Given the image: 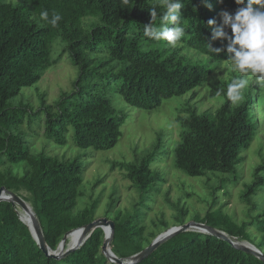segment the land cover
Returning <instances> with one entry per match:
<instances>
[{"label": "trees", "instance_id": "1", "mask_svg": "<svg viewBox=\"0 0 264 264\" xmlns=\"http://www.w3.org/2000/svg\"><path fill=\"white\" fill-rule=\"evenodd\" d=\"M182 3L178 23L185 34L176 47H171L167 41H154L144 35L153 7L158 13L153 26H160V16L165 11L163 0H0V188L11 192L21 188L29 193L32 210L50 249L55 250L68 232L95 220L98 202L78 209L83 186L81 156L60 158L46 149L35 154L30 150V138L37 137L36 129L42 121L44 138L58 147L71 143L84 151L113 149L121 137L125 116L123 110L113 106L109 90L129 107L151 110L167 99L204 87L212 73L209 63L229 61L231 55L227 52L229 41L214 38L215 30L221 28L231 36L221 13L234 16L244 4L236 0ZM45 10L49 19L54 13L62 17L56 26L40 18ZM209 20L215 24L208 26ZM175 26L167 22L163 25ZM59 37L67 44L71 63L78 68L73 90L62 92L52 105L42 99L37 110L24 103L12 104L57 63L51 59V45ZM226 70L231 76L220 78L208 93L209 99H223L215 111L200 113L188 102L180 112L185 116H177L182 132L173 146L172 158L174 168L188 177L230 174L235 184L240 155L258 134L254 110L261 108L264 93L258 91L259 84L247 85L241 90L242 99H231L228 85L245 77L233 68ZM160 143L158 138L141 160L113 163L111 170L124 168L126 177L141 193L156 189L160 180L151 164L162 155ZM14 167L21 168L20 175ZM215 191L216 188L211 191L212 196ZM256 195L264 197V161L255 167L251 182L240 193L251 217L248 223L237 225L220 212L207 213L203 219L195 216L194 221L246 241H250L247 227L256 224L258 240L254 246L264 254V207L252 216L259 208ZM112 198L106 206V214L114 223L110 247L118 258L126 259L150 245L156 233L148 231L143 222V199L131 211H123L114 209ZM187 214L180 210L174 217L176 223L184 224ZM166 224L164 220L160 223ZM103 238L98 228L67 257L50 259L20 221L16 207L0 202V264H112L101 253ZM135 264L264 263L209 234L188 231L173 236Z\"/></svg>", "mask_w": 264, "mask_h": 264}, {"label": "rangeland", "instance_id": "2", "mask_svg": "<svg viewBox=\"0 0 264 264\" xmlns=\"http://www.w3.org/2000/svg\"><path fill=\"white\" fill-rule=\"evenodd\" d=\"M66 48L67 44L60 37L52 42L51 59L57 60V63L44 72L36 86L24 89L19 97L12 101V104L16 106L18 103H24L37 110L41 106L42 99L45 104L52 105L59 99L62 92L68 93L73 90L78 68L71 63ZM64 50L65 52L62 53ZM228 64V61L209 63L208 68L212 73L204 87L195 89L194 92L182 97L167 99L161 106L151 110L129 107L113 90H109L107 95L113 106L123 110L125 116V122L120 128L121 137L113 149L102 152L84 151L71 143L65 147H58L44 138L41 121L40 128L36 129L37 137L30 138V150L36 154L46 149L45 151L60 158L81 156L83 186L80 190L82 198L79 199L78 209L97 201L95 219L111 220L106 214V206L113 197L114 209L123 211H131L133 206L139 205L143 199V208L140 207L144 212L143 222L148 231L156 233V237L172 227L180 226L174 218L180 210H186L188 213L185 223L197 220L195 216L203 219L207 213L218 212L227 215L237 225L248 223L251 217L240 199V193L244 186L251 182L255 167L264 161V101L260 102L261 108L254 110L259 124L258 134L250 147L240 155L242 161L237 167L238 180L235 184L230 174L207 173L203 177L191 178L173 166V146L180 140L182 132L177 123V116H185L180 112L185 109L188 102L191 109L195 108L200 113L207 110L215 111L221 105L223 99H209L208 93L210 86L217 85L220 78L231 76L229 72L226 73V67L232 68ZM245 79L248 80V86L259 84V90L256 89V91L264 93V80L253 75L246 76ZM67 138L71 140V131ZM158 138L161 140L160 145L163 146L162 155L158 157V161L151 164V168L157 173L160 184L148 193H141L126 177L127 171L124 168L117 166L111 170V167L113 163L141 160L156 145ZM13 170L21 174V168L14 167ZM221 182L224 183L221 184ZM214 188L216 191L212 196L211 191ZM12 192L31 206V197L24 189L15 188ZM254 199L259 208L252 214L253 217L258 215L264 207L263 195H256ZM17 210L19 217L30 226L28 215L21 209ZM163 220L166 221V226L160 225ZM155 224L157 227L154 226ZM246 231L250 241L238 240L254 245L258 240L256 224L249 225ZM76 240L73 233L69 234L63 247L74 246Z\"/></svg>", "mask_w": 264, "mask_h": 264}, {"label": "clouds", "instance_id": "3", "mask_svg": "<svg viewBox=\"0 0 264 264\" xmlns=\"http://www.w3.org/2000/svg\"><path fill=\"white\" fill-rule=\"evenodd\" d=\"M222 2V0H221ZM237 4H244L234 16L227 12L221 13L223 23L230 28L231 36L221 28L216 29L214 38H224L229 41L227 52L230 55L228 63L233 70L244 77L253 75L264 80V0H236ZM165 11L160 16V26H153L157 17L156 8L150 9L151 23L144 27V35L154 41H167L171 47H176L177 42L185 34L184 27L178 21L181 20L180 10L184 7L182 0H163ZM211 9V5H208ZM40 18L52 26H56L62 17L54 13L49 19L48 12L42 11ZM172 23L173 28L163 27L165 23ZM208 26L215 24L214 20L207 22ZM219 51V50H217ZM248 80L244 78L234 79L228 85V96L233 100L242 99V91L247 87Z\"/></svg>", "mask_w": 264, "mask_h": 264}, {"label": "water", "instance_id": "4", "mask_svg": "<svg viewBox=\"0 0 264 264\" xmlns=\"http://www.w3.org/2000/svg\"><path fill=\"white\" fill-rule=\"evenodd\" d=\"M9 202L12 205L16 207V212L18 214L17 209L23 210L26 214L30 215L31 217V226L27 225L22 218L19 217L20 221L24 223L28 230L30 231L33 239L35 240L37 246L42 251L46 257L54 260H60L62 258L67 257L69 254L74 252L75 250L79 249L84 242L91 236L94 230L100 228L102 231H104V228H108V236H104L103 243L101 246V253L106 257L107 261L112 264H135L146 257H148L150 254H152L162 243L166 242L173 236L188 232V231H197L204 234H209L217 239L223 240L229 244H231L235 249L240 250L244 253L250 254L254 256L255 258L259 259L264 263V254L261 250L256 248L254 245L242 241H238L234 237H230L225 232L217 230L211 226H208L204 223H199L195 221H190L188 223L182 224L180 226L172 227L168 230H166L163 234L156 237L150 245H148L146 248H144L139 253L132 255L126 259H120L118 258L111 250L110 244L113 239V232H114V223L113 221L107 219V218H98L93 220L92 222L88 223L87 225L74 229L67 234L64 235L60 243L58 244L57 248L55 250L50 249L44 239L42 229L40 227L39 221L36 218L32 207L25 201L23 198H21L16 193H13L11 191H8L6 188L2 187L0 188V202ZM73 232H79L81 237L77 244L72 247L64 248L63 245L67 239V236L70 233Z\"/></svg>", "mask_w": 264, "mask_h": 264}, {"label": "bare ground", "instance_id": "5", "mask_svg": "<svg viewBox=\"0 0 264 264\" xmlns=\"http://www.w3.org/2000/svg\"><path fill=\"white\" fill-rule=\"evenodd\" d=\"M28 215V214H27ZM28 217H29V219H30V222H31V217H30V215H28ZM27 223V222H26ZM32 223V222H31ZM29 224V223H28ZM31 226V225H30ZM103 233H104V236L106 237V236H108V234H109V232H108V228L107 227H105L104 228V231H103ZM71 234V233H70ZM73 234L76 236V238H77V240H76V243H75V245L77 244V242L79 241V239H80V237H81V235H80V233L79 232H73ZM68 237V236H67ZM67 240V239H66ZM66 242V241H65ZM74 245V246H75Z\"/></svg>", "mask_w": 264, "mask_h": 264}]
</instances>
